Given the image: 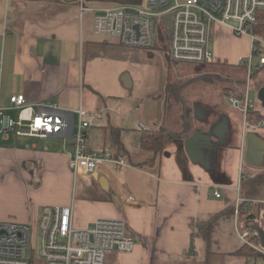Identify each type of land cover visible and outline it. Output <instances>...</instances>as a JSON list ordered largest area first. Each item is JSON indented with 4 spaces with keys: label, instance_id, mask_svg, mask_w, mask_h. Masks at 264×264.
<instances>
[{
    "label": "crops",
    "instance_id": "0c3cea01",
    "mask_svg": "<svg viewBox=\"0 0 264 264\" xmlns=\"http://www.w3.org/2000/svg\"><path fill=\"white\" fill-rule=\"evenodd\" d=\"M263 15L261 11L257 26L261 37ZM93 17L77 0H0V223L37 229L45 206H70L76 229L90 228L102 218L119 219L136 238L131 253H112L105 264L202 262L207 244L198 232V219L235 205L242 175H251L249 170L256 167L244 160L242 123L222 103L221 90L217 105L205 107V99L188 96L181 105L172 102V109L166 108L168 84L162 86L164 96L149 100L132 91V84L123 82L131 71L123 46L115 38L96 35ZM16 94H23L28 103L55 100L74 114L75 123L79 108L97 114L86 134L90 150L116 151L105 130L109 118L124 128V158L118 159L120 164H102L92 176L75 179L69 165L73 138L3 130L1 112L16 117L10 102ZM139 122L152 131L165 126L174 130L181 123L178 132L186 130L188 137L154 158L141 147ZM252 133L263 138V132ZM229 164L236 169L232 175ZM243 165L245 174L240 175ZM99 177L106 179V189ZM214 191L221 197L216 198ZM231 220L235 227V216L216 223L214 247L225 254L223 264H246L245 257L232 254L241 243L225 249L217 237L220 226ZM255 222L257 218L252 226Z\"/></svg>",
    "mask_w": 264,
    "mask_h": 264
},
{
    "label": "built area",
    "instance_id": "2783aa9c",
    "mask_svg": "<svg viewBox=\"0 0 264 264\" xmlns=\"http://www.w3.org/2000/svg\"><path fill=\"white\" fill-rule=\"evenodd\" d=\"M85 9V0H77ZM116 2V1H113ZM95 9L93 30L96 35L115 38L125 48L154 52L166 38V51L171 62L176 64L209 65L215 63L214 32L217 26L229 28L238 36L250 38V51L239 58L247 69L243 97H230L232 107L244 114L245 135L264 126V121L250 123L248 112L254 106L251 95L252 75L264 67V36L257 34L258 17L264 11V0H137ZM171 15L168 28L164 17ZM2 60L0 59V70ZM16 117L1 112L3 130L16 135L45 137L65 135L75 140V151L70 168L75 179L82 174L93 175L108 161L120 164L111 151L90 150L86 143L87 130L98 115L79 108L78 123L74 114L64 111L55 100L28 103L23 94L10 98ZM137 129L147 128L142 123ZM122 162V161H121ZM220 198V192L214 191ZM241 202V201H240ZM237 201V207L240 203ZM236 207V208H237ZM238 238L259 250L264 248L250 241L256 236L252 229H243L237 222ZM40 235L38 258L43 264H105L107 256L131 253L136 238L130 234L126 222L102 218L87 229L73 225V209L70 206H45L36 228L28 224L0 223V264H37L34 253V233Z\"/></svg>",
    "mask_w": 264,
    "mask_h": 264
},
{
    "label": "rangeland",
    "instance_id": "374dc122",
    "mask_svg": "<svg viewBox=\"0 0 264 264\" xmlns=\"http://www.w3.org/2000/svg\"><path fill=\"white\" fill-rule=\"evenodd\" d=\"M119 3L113 1H102V0H85V8L87 11L94 13L95 9L107 7L109 5H118ZM94 18V17H93ZM94 24V20H93ZM216 35L217 39H214L215 49V63L209 65H190V64H176L170 61L169 56L166 51L161 50L163 44L159 45L154 52H146L138 49L125 48L126 52V61L128 67L131 68L129 75L130 84L129 88L138 90L142 93L141 97L144 99H151L149 97L154 96H164L165 91H162V86L164 84H171L172 89L174 90L172 97L175 104L181 105V102L185 100L188 96H194V99H205L204 105L209 106L211 104L217 105L218 95L221 90V95L223 97L222 102L224 106L233 114L238 116V119L241 121L242 126L244 124V114L241 110L234 108L230 104L229 96L230 92L226 91L225 87H232L234 85L238 86L241 84V81L246 79V74L244 69L239 66V57H246L249 55V45L250 38L248 36H238L233 34L231 31L224 27L215 28L214 36ZM110 38V37H109ZM227 63V66H224L223 63ZM170 67L172 69L170 70ZM258 85L264 86V70L260 71L253 79L254 84H251V95L254 98V104L257 108L261 110L264 114V87L256 89L257 82ZM176 94L180 95V98H177ZM178 109L175 106L174 111ZM182 129V124L179 123L174 126V130L180 131ZM264 138V126L258 128V130ZM92 144V141H88ZM229 174L232 175L233 172H236V169H231L229 164ZM245 165L240 168V175L245 174ZM216 168V167H215ZM216 170H218L216 168ZM228 170V168H227ZM250 171V173H249ZM248 171L249 174L260 175L264 174V163L260 166L253 167ZM244 179V175H242ZM241 193V192H240ZM261 199H264V186L261 189L260 193ZM254 201L256 199H253ZM238 201L244 202L245 199L240 198ZM256 200V203L247 210L248 213H254L257 218V222L260 227L264 228V203ZM264 201V200H261ZM250 202V201H249ZM258 205V206H257ZM237 206V205H236ZM239 207H237V215L239 214ZM231 224L226 221L220 226L217 237L221 240L222 245L225 249L228 247H234L235 245H240V239L236 235V228L233 226V221ZM241 230H243L241 223H238ZM33 242L36 248V253L34 256L36 258L37 264H43V262L38 258V250L40 248V235L35 231L33 234ZM118 253V252H116ZM124 254V253H119ZM224 261V259L222 260ZM252 264H264V259L253 260ZM218 264L219 262L216 261ZM174 264V263H172ZM177 264V263H175ZM178 264H204L196 260H190L186 262H181Z\"/></svg>",
    "mask_w": 264,
    "mask_h": 264
},
{
    "label": "trees",
    "instance_id": "16d2710c",
    "mask_svg": "<svg viewBox=\"0 0 264 264\" xmlns=\"http://www.w3.org/2000/svg\"><path fill=\"white\" fill-rule=\"evenodd\" d=\"M102 1H116V2H121V3H126V2H132V1H137V0H102ZM162 44L163 45L161 47V50L167 51L168 45L166 42V38L164 36L162 37ZM239 66L244 69V72L247 76V69L244 63H239ZM171 69L172 67H170V70ZM262 70H264V67L257 70L252 75V79H255V76ZM245 83H246V79L244 81H241V84L238 86L236 85L232 87L228 86V87H225L224 89L230 92L229 97L234 96L237 98H242ZM252 84H254L255 86V83L253 82V80H252ZM260 87H264V86L258 85V82H257L256 89H260ZM173 92L174 90L172 89V85L168 84L167 95H166V103H167L166 108L167 109L173 108V103H172L174 102V99L172 97ZM176 96L177 98H180V95L176 94ZM247 118L250 123H257L259 121H264V114L254 104L253 108L250 110V112H248ZM107 122H108V125L105 127V130L108 132L109 139L112 142L113 147L116 148V151L114 153L112 152L113 157L117 160L118 159L121 160L124 158V151H126L124 144H123V140H122V133L124 132V128L119 127L118 125L114 124V122L110 120L109 118ZM187 137H188V133L186 130L178 132V131L173 130L169 126H165L159 130L152 131V130L146 129L142 131L139 142L141 144L142 149L151 151L154 154V158H155L157 155L163 153L166 150V147L168 145L174 144V143L180 144L183 141H185ZM263 186H264V174L253 175V176L249 175L245 177L241 182V186H240L241 193L240 194L242 198L245 199V201L244 202L241 201L239 203L240 205L239 214L241 216L237 215V222L241 223V226L243 229H251L253 222L256 220V216L254 215V213H248L247 210L250 208V206L253 203L256 202L257 199L258 200L260 199V193H261V189ZM253 199H256V200L254 201ZM236 205L237 204L229 206L228 208H226L223 212L219 214H214L204 219H198L197 221L198 232L204 238L207 244L206 259L203 261L204 264H217L216 261L219 262L218 264H223L222 260L224 259L225 254L218 253V251H216L217 247H214V246L218 245V241L214 239L213 235L215 232L216 223L219 220L229 221L230 219H233L234 216H236L235 215V211L237 209ZM250 241H252L256 245L261 246L260 239L257 235L254 237H251ZM241 244H242L241 247L238 250L232 252V254L236 256L245 257L246 264H252L254 262L253 260L264 259V255L261 254L259 250L255 249L249 244H246L243 242H241ZM190 249H191V253L195 251L193 242H192Z\"/></svg>",
    "mask_w": 264,
    "mask_h": 264
},
{
    "label": "water",
    "instance_id": "95a60500",
    "mask_svg": "<svg viewBox=\"0 0 264 264\" xmlns=\"http://www.w3.org/2000/svg\"><path fill=\"white\" fill-rule=\"evenodd\" d=\"M164 23L169 28L171 25V15H166L164 17ZM129 77L125 75L123 77V82L126 86L130 85ZM132 117L130 118V121ZM197 141H201V137H195ZM194 138V139H195ZM244 160L246 164H250L252 166H260L264 163V139L260 138L256 133L249 132L246 134V152ZM100 184L103 188H107L108 183L105 178L99 177ZM264 218V213H263ZM253 231L256 232L257 236L260 239V244L264 248V228L260 227L258 223L252 226L251 228Z\"/></svg>",
    "mask_w": 264,
    "mask_h": 264
}]
</instances>
